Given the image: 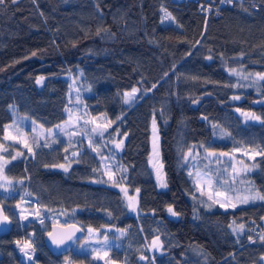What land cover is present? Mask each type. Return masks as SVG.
I'll return each mask as SVG.
<instances>
[{
    "label": "trees",
    "instance_id": "trees-1",
    "mask_svg": "<svg viewBox=\"0 0 264 264\" xmlns=\"http://www.w3.org/2000/svg\"><path fill=\"white\" fill-rule=\"evenodd\" d=\"M255 1L254 9L247 0H233L214 15L185 0H6L0 6V142L15 115L43 128L63 121L68 77L80 71L89 87L85 103L105 113L111 129L127 133L118 155L122 183L139 189L133 214L81 136L46 137L30 154L23 150L4 164L14 191L7 204L24 195L66 222L98 233L105 227L120 231L107 230L112 237L127 238L128 232L131 246L134 237H159L162 253L147 252L141 260L129 244L126 264H261L264 235L254 237L248 226L264 228V200L205 209L178 158L180 146L192 143L218 152L248 145L264 153V103L254 102L264 96V80L223 66L239 58L245 68L264 73V0ZM131 87L140 90L138 98L124 105L122 92ZM243 111L261 119L241 121ZM154 140L167 187L156 184L147 166ZM74 151L81 155L67 172L51 167ZM254 156L249 177L264 195V155ZM169 207L178 215H169ZM231 221L244 222L247 231L232 236ZM51 222L41 217L19 230L12 220L0 235V264H20L14 241L28 230L40 235L36 264H60L64 254H51L42 243ZM72 261L100 264L82 255Z\"/></svg>",
    "mask_w": 264,
    "mask_h": 264
},
{
    "label": "rangeland",
    "instance_id": "rangeland-1",
    "mask_svg": "<svg viewBox=\"0 0 264 264\" xmlns=\"http://www.w3.org/2000/svg\"><path fill=\"white\" fill-rule=\"evenodd\" d=\"M224 69L226 72L240 75L248 78L259 79L255 74L257 72L245 68L242 64L239 63V58H236L234 62L224 63ZM235 69L236 71H231ZM69 87L66 93V109H65V119L60 123L53 125L49 128H43L24 117L15 115L13 120L6 126L3 133V138L0 144L3 145V148L0 149V164H5L12 159L13 156L18 158L21 155L23 150H27L24 147V142L32 148V146L38 143L40 140H43L46 137H62L66 140L74 139L76 136H81L87 148L96 155L100 160L101 170L105 179L115 185L118 189L124 203L127 207V210L130 213H137V192L135 190L129 189L122 183L121 177L125 175V169L119 160L120 148L115 147V142H120L123 140L122 131L119 129V126H115L112 129L108 127L104 136L101 138L96 134L91 132V129L96 126V124L105 125L110 120L107 115L103 112H94L92 109L85 103L84 96L89 92V87L84 81L81 72L77 71L73 75L68 77ZM134 87H131L129 90L122 92H131ZM137 88V87H135ZM239 97V95H232L231 98ZM255 103H264V96L258 97L254 100ZM126 105V104H124ZM243 113H251L249 111L239 112L241 121H256L251 118H246ZM93 118H96V124L85 123L86 121H91ZM113 124V123H112ZM111 124V125H112ZM63 128L64 131L61 132L59 128ZM119 129V131H115ZM76 133L75 135H71ZM5 135H11L16 137V140L5 139ZM92 140L93 143L90 146L89 141ZM19 141V142H18ZM202 144L192 143L187 145H181L178 151L179 165L183 166L188 173H191L190 177L193 182L194 197L196 200L201 203L205 209L212 208L217 205L221 209L232 207L231 205H246L252 203L259 199H252L256 193L260 192L257 190L256 186L249 177V170L252 167L251 157L258 152L257 147H249L248 145L239 146L233 148L229 151H212L207 149L205 146L201 147ZM96 148L97 151L92 149ZM191 148L192 156L189 157L187 162L183 159L184 154L188 152ZM207 150V151H206ZM214 152L216 155L209 157L208 152ZM31 152L28 151V154ZM221 153H226L227 155H220ZM106 158V159H105ZM159 161V156L155 151H152L148 157L147 166L149 171L156 182L160 186V181L157 179V170L153 167L156 162ZM73 158L70 155L68 160H65L59 164H65L66 166L71 165ZM113 172V179L109 180L108 175L105 173L109 170V167ZM247 166V168L245 167ZM158 167V165H157ZM59 168V167H58ZM119 168V170H117ZM161 175L165 182L164 173L161 170ZM208 181V182H206ZM11 181L4 175L0 176V204L6 206L9 211L8 216L13 220L15 227L19 230H24V224L29 220L39 219L45 217L52 222L65 223V219L61 218L59 212H43L35 202L29 200L24 195L21 196L19 200L11 201V204H7V199L14 193L13 189L10 187ZM121 189L127 190V196L125 192ZM221 193V195H217ZM209 196L212 199H209ZM127 197H134L132 203L135 205L136 210L132 211L128 208V199ZM249 198L247 203L242 201L245 198ZM220 204H225V207H220ZM168 211V209H167ZM168 214L173 216L171 213ZM25 217H27L25 219ZM229 233L234 235H239L247 231L246 224L239 221H231L229 224ZM243 225V228L238 227ZM90 228H85V236L77 240L73 246L69 249L68 252L63 253L64 257L61 259L60 264H78L72 261L77 255L88 256L94 262L100 264H126L124 251L125 248L130 244L131 238L130 234L127 232V238L112 237L106 231L111 230L120 234V231L113 227H105L102 233L92 230ZM235 230V231H234ZM88 233V234H87ZM262 234L258 236H263ZM153 238L151 240H145L138 237H134V244L129 245V249L133 247L136 250L137 258L143 256L146 259V253L155 254L162 253L161 243L159 247H153ZM40 235H38L35 230H28L23 232L15 241L16 252L18 254V259L20 264H36V256L40 253L41 248L39 245ZM31 244L32 247L28 248L26 245ZM24 251H21V249ZM120 252V259L114 260L113 257L116 253ZM27 253V255H25ZM69 255H66V254ZM107 253V255H105ZM194 255L203 259V254L196 250ZM31 257V259H29ZM260 263L264 264V255L259 257Z\"/></svg>",
    "mask_w": 264,
    "mask_h": 264
},
{
    "label": "snow or ice",
    "instance_id": "snow-or-ice-1",
    "mask_svg": "<svg viewBox=\"0 0 264 264\" xmlns=\"http://www.w3.org/2000/svg\"><path fill=\"white\" fill-rule=\"evenodd\" d=\"M5 2H6V0H0V6H3V5L5 4ZM12 2L14 3L15 0H12ZM222 2H223V0H222ZM229 2H230V0H229ZM98 32H99V30H98ZM197 43H199V41H197ZM33 55H35V53H33ZM208 59H211V57H208ZM231 71L235 72L236 70H235V69H232ZM167 75H168V73H165V76H167ZM255 75H256L257 77H259L260 80H264V73H256ZM244 78H247V77H244ZM43 79H44V77H40L39 79H37L36 82L39 84V83H41V82L43 81ZM155 87H156V85L153 84V85H152V88H155ZM139 91H140L139 89H137V88L134 87V88L131 90V92H125V93L123 94V103L126 104V105H132V104L137 100V98H138V97H137V93H138ZM147 91H151V89H148ZM234 99H239V97H234ZM237 111H240V109H237ZM243 115H245L246 118H251V119H253V120H260V119H261L259 116H256L254 113H243ZM118 119H119V118H118ZM85 123H93V124H96V118H93L91 121H86ZM112 123H113V121H108V123L105 124V125L96 124V126L93 127V128L91 129V132L102 138V137L104 136L105 132L107 131L108 127H110ZM155 125H156V121H155V119H153L154 135H155ZM57 127L59 128V130H60L61 132L64 131L63 128H60L59 126H57ZM6 130H7V129H5V131H6ZM115 131L118 132L119 129H116ZM75 134H76V133H72L71 135H75ZM123 135H124V136H127V133H124ZM5 139H8V140H16L17 138L14 137V136H11V135H5ZM18 142H19V141H18ZM92 143H93V141L90 140V141H89V145L91 146ZM113 143H115V147H116L117 149H119V148L122 147L123 140H121V141L118 142V143L115 142V141H113ZM41 146H42V147H49V145H48L47 143H45V144H43V145H41ZM24 147L27 148L29 152H32V151H33L32 148L27 144V142H24ZM201 147H203V145H201ZM2 148H3V145L0 144V149H2ZM156 148H157V144H156V141L154 140V141H153V150L155 151ZM92 150H93L94 152L97 151L96 148H93ZM65 151H68V149L66 148ZM206 151H207V150H206ZM17 155H21V153H17ZM79 155H81V153H79V152H75V151H74V152L71 153V156H72L73 159H75V158H76L77 156H79ZM157 155H158V153H157ZM215 155H216V154H215L214 152H211V151L208 152V156H209V157H212V156H215ZM220 155H227V154H226V153H221ZM256 155H264V153H262V152H257ZM190 156H192L191 148L188 150V152H186V153L184 154L183 159L187 162V160L189 159ZM0 159H3V157H0ZM12 159H16V157L13 156ZM64 159H65V160H68V157H64ZM105 159H106V158H105ZM251 159L254 160V159H255V156H252ZM76 162H79V161H76ZM157 165H158V167H157ZM69 166H70V165H69ZM69 166H66L65 164H53V165H51V167H54V168H55V167L62 168L65 172L68 171V167H69ZM45 167H49V166H48V165H45ZM108 167H109V170H108L105 174L108 175L109 180H112V179H113V172H112V170H111V167H110V166H108ZM153 167L156 168V170H157V179H158V181H160V186H161V187H167V184L164 182L163 177H162V175H161V170L163 169V164H162L161 162L157 161L156 164L153 165ZM245 167L247 168V166H245ZM117 170H119V168H117ZM248 170L250 171L251 169H248ZM93 171H96V170L93 169ZM3 172H4V165H3V164H0V176L3 175ZM189 175H191V173H189ZM124 178H126V177H121V179H124ZM206 182H208V181H206ZM0 187H3V185H0ZM121 190L124 191V192H125V196H127V190H126V189H121ZM136 191L139 192V189H136ZM217 195H221V193H217ZM251 198H252V199H261V200H264V195H261V194H259V193H256V194H255L253 197H251ZM127 199H128V201H129V203H128V205H127L128 208H129L130 210H132V211H135V210H136V207H135V205L132 203V201L134 200V197H127ZM209 199L211 200L212 197L209 196ZM248 199H249V198L246 197L242 202H243V203H247V202H248ZM231 206H232V207H236L235 204H233V205H231ZM220 207H225V204H220ZM168 211H169V213H171L173 216H177V215H178V213H176V212L172 209V207H169V208H168ZM3 212H4L3 207H0V216H2V217H3V220L6 221V220H8V217H7V216H4V215H3ZM26 218H27V217H25V219H26ZM41 223H43V221H41ZM238 227L243 228L244 226H243V225H239ZM89 231L91 232L92 229H89ZM234 231H235V230H234ZM49 236H50V238L52 239V243H53V244H56L57 246H59V245H61V244H64L66 241H71V240H73V238L75 237V232L73 231V232L69 233L66 237H64V238H62V239H57V238L53 235V233H51V232L49 233ZM249 239L251 240V237H249ZM261 239L264 240V237H261ZM26 246H27L28 248H31V247H32L31 244H27ZM159 246H160L159 237H156V238L153 240V247H159ZM21 251H24V249L22 248ZM25 255H27V253H25ZM105 255H107V253H105ZM144 258H145V257H143V256L141 257V259H144ZM29 259H31V257H29Z\"/></svg>",
    "mask_w": 264,
    "mask_h": 264
},
{
    "label": "water",
    "instance_id": "water-1",
    "mask_svg": "<svg viewBox=\"0 0 264 264\" xmlns=\"http://www.w3.org/2000/svg\"><path fill=\"white\" fill-rule=\"evenodd\" d=\"M0 207H2L1 204ZM3 215L7 216L8 220L5 221L3 220V217L0 216V235L7 233L12 227L11 218L5 213V211L3 212ZM73 231L75 232V237L73 238V240L66 241L64 244H61L59 246L53 244L52 239L49 236V233L51 232L57 239H62ZM84 234L85 228L76 222H51L48 229L42 235V243L49 253L59 255L68 252L73 244L81 237H83Z\"/></svg>",
    "mask_w": 264,
    "mask_h": 264
},
{
    "label": "built area",
    "instance_id": "built-area-1",
    "mask_svg": "<svg viewBox=\"0 0 264 264\" xmlns=\"http://www.w3.org/2000/svg\"><path fill=\"white\" fill-rule=\"evenodd\" d=\"M191 1L196 4V8L198 12L201 13H211L214 15H218L220 8L222 6L230 4L233 0H185ZM247 3L251 8H256L257 4L255 0H247ZM248 230L252 233V235L258 236L263 233L264 228L258 226L257 224L250 223L248 226Z\"/></svg>",
    "mask_w": 264,
    "mask_h": 264
}]
</instances>
